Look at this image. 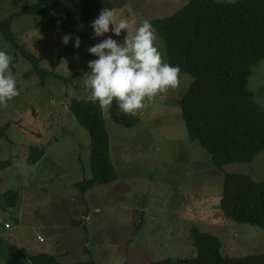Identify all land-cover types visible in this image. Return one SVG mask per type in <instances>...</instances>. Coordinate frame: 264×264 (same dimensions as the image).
Returning a JSON list of instances; mask_svg holds the SVG:
<instances>
[{
    "label": "rangeland",
    "instance_id": "374dc122",
    "mask_svg": "<svg viewBox=\"0 0 264 264\" xmlns=\"http://www.w3.org/2000/svg\"><path fill=\"white\" fill-rule=\"evenodd\" d=\"M107 1L117 18L128 19L134 32L143 20L151 24L169 17L191 0ZM28 2L0 0V22ZM90 25L64 32L41 26L28 16L12 24L18 44L37 57L43 69L71 82L48 79L42 86L38 77H25L31 65L20 57L16 73L11 70L19 94L0 105V127H8L9 139L0 138V161L12 162L0 173V264H20L10 255V247L18 246L26 259L46 253L63 264L85 262L89 255L99 264L163 260L177 264V260L196 256L190 238L192 228L218 238L223 258L264 254V229L224 223L219 212L224 177L248 175L264 181V153L251 164L212 165L210 156L189 139L182 119L179 101L192 82L190 76L179 75L174 88L147 101L135 113L139 118L135 128L116 125L109 107H103L117 180L85 195L76 189L77 183L92 178L89 135L68 111L72 99L91 100L81 83L88 61L95 59L87 48L109 36L123 43L126 35L124 30L120 37L110 31L96 38ZM65 34L78 36L80 47L74 48V41L62 44ZM156 36L166 57L165 44ZM0 50L13 58V50L1 35ZM248 88L264 109V62L252 70ZM31 147L45 149L42 160L34 165L28 164ZM10 191L19 194L15 207L4 199ZM142 216L143 226L136 232ZM74 221L82 227L71 226ZM85 236L90 243L89 255L82 248Z\"/></svg>",
    "mask_w": 264,
    "mask_h": 264
},
{
    "label": "trees",
    "instance_id": "16d2710c",
    "mask_svg": "<svg viewBox=\"0 0 264 264\" xmlns=\"http://www.w3.org/2000/svg\"><path fill=\"white\" fill-rule=\"evenodd\" d=\"M21 9L0 22V35L14 52L13 74L19 57L31 65L26 78L36 76L44 86L48 79L68 84V80L41 67L40 60L21 47L12 30L15 19L32 17L41 26L69 32L70 28L89 25L103 7L113 10L107 0H28ZM153 30L163 40L167 62L179 65L180 75L192 82L181 97L179 106L189 139L210 156L216 168L233 164H251L264 153V109L254 100L248 88L252 70L264 62V0H243L218 3L215 0H191L173 15L151 22ZM74 78V77H73ZM69 114L85 129L90 138L92 178L75 185L82 194L117 180L110 157V138L103 122L102 107L92 100L72 99ZM111 120L125 129L135 128L139 118L120 112L115 102L108 108ZM8 127H0V138L8 141ZM29 165L42 160L45 149L31 147ZM12 162L0 161V173ZM19 194L10 191L5 202L15 207ZM224 223H237L264 229V181L248 175H226L219 201ZM74 221L70 225L82 227ZM143 226V216L135 230ZM84 232L86 227L84 226ZM194 258L177 260V264H264V254L230 259L221 256L222 244L215 236L190 231ZM90 243H88L89 247ZM89 255L90 251L84 248ZM13 261L20 264H63L46 253L24 257L16 247H10ZM76 264H98L94 256ZM163 260L150 264H172Z\"/></svg>",
    "mask_w": 264,
    "mask_h": 264
},
{
    "label": "clouds",
    "instance_id": "9594fccd",
    "mask_svg": "<svg viewBox=\"0 0 264 264\" xmlns=\"http://www.w3.org/2000/svg\"><path fill=\"white\" fill-rule=\"evenodd\" d=\"M90 27L96 38L105 37L110 31L116 37L121 36L122 30L126 33L123 43L109 36L87 48L95 59L88 61L81 83L94 103L103 108L115 102L123 114H135L154 96L176 86L180 66L167 62L149 21L143 20L132 32L128 19L117 18L112 9L103 7ZM70 41H74V48L80 47L78 36L63 35L62 44L67 46ZM13 67L16 65L12 57L0 50V105L19 94Z\"/></svg>",
    "mask_w": 264,
    "mask_h": 264
},
{
    "label": "crops",
    "instance_id": "0c3cea01",
    "mask_svg": "<svg viewBox=\"0 0 264 264\" xmlns=\"http://www.w3.org/2000/svg\"><path fill=\"white\" fill-rule=\"evenodd\" d=\"M85 218L86 219H88L86 216H85ZM39 238V237H38ZM94 238L95 239H97V236H94ZM84 240H85V243H83L82 245V248H83V250H84V248L85 249H87L88 248V243H89V240H88V238L85 236V238H84ZM17 243V242H16ZM18 249H19V246H18ZM20 250V249H19ZM21 251V250H20ZM21 253L23 254V252L21 251ZM24 255V254H23ZM25 256V255H24ZM59 257H61V256H59ZM96 259V258H95ZM96 261H97V259H96ZM97 263L99 264V262L97 261Z\"/></svg>",
    "mask_w": 264,
    "mask_h": 264
},
{
    "label": "built area",
    "instance_id": "2783aa9c",
    "mask_svg": "<svg viewBox=\"0 0 264 264\" xmlns=\"http://www.w3.org/2000/svg\"><path fill=\"white\" fill-rule=\"evenodd\" d=\"M6 228H9L10 226L7 224L5 225ZM39 241H43V239L41 237L38 238Z\"/></svg>",
    "mask_w": 264,
    "mask_h": 264
}]
</instances>
